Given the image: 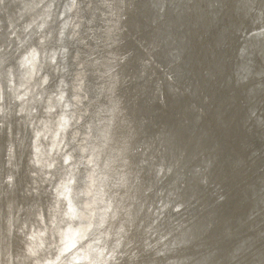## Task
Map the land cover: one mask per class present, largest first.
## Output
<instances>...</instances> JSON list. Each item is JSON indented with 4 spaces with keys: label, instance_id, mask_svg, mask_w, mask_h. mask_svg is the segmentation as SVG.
I'll list each match as a JSON object with an SVG mask.
<instances>
[{
    "label": "bare ground",
    "instance_id": "1",
    "mask_svg": "<svg viewBox=\"0 0 264 264\" xmlns=\"http://www.w3.org/2000/svg\"><path fill=\"white\" fill-rule=\"evenodd\" d=\"M263 50L264 0H0V264H263Z\"/></svg>",
    "mask_w": 264,
    "mask_h": 264
},
{
    "label": "rangeland",
    "instance_id": "2",
    "mask_svg": "<svg viewBox=\"0 0 264 264\" xmlns=\"http://www.w3.org/2000/svg\"><path fill=\"white\" fill-rule=\"evenodd\" d=\"M184 9H185V7H184ZM175 12H176V5L174 4V9H173V12L172 13H174L175 14ZM180 29V31H183V26L182 27H180L179 28ZM111 51V49L110 50H108V52H107V54L109 53ZM109 63H110V65H112V64H114L115 63V60H110L109 61ZM105 66H108L107 65V63H106V61L104 62V63H101L100 65H99V67H105ZM116 71L114 70V73L113 72H110V71H106L105 69H104V72L101 70L100 72H98L97 73V77H99V78H101V76L103 75V77H102V79H105V81H106V83H109V82H111V80L112 79H115V76H116ZM109 91H110V89H109ZM110 128L111 127H107L106 129H108V133H107V135H106V137L105 138H109V136H110V133L113 131V129L114 128H111V130H110ZM122 145V144H121ZM110 147V150H109V153H110V159H112V160H114V152H115V149H114V145L112 144L111 146H109ZM100 151H102V149H100ZM112 152H113V154H112ZM100 155H101V153H100ZM175 195H176V197L178 196V192H176L175 193ZM182 201V200H181ZM188 203V201H186V204L184 205V210H186V208L189 206V204H187ZM172 204H175V203H173L172 202ZM165 223V222H164ZM176 224H178V222L176 223V221L175 220H172V222L171 223H168V224H163L162 222H157L156 223V225H155V228L153 229V230H151V232H150V237H152V235H163V234H165V231H166V234L168 235V237H166V238H168V240H173L174 239V237L177 235V234H179V232H180V230H181V228H180V226H178V228H177V230L175 231V233L173 234V235H170V231L175 227V225ZM181 225V224H180ZM163 236H160V239L162 238ZM122 251V250H121ZM119 258V257H118ZM118 258H114V261L116 262L117 260H118Z\"/></svg>",
    "mask_w": 264,
    "mask_h": 264
},
{
    "label": "water",
    "instance_id": "3",
    "mask_svg": "<svg viewBox=\"0 0 264 264\" xmlns=\"http://www.w3.org/2000/svg\"><path fill=\"white\" fill-rule=\"evenodd\" d=\"M249 5H252L251 4V2H249ZM252 9V8H251ZM263 52H264V50H263ZM247 60H248V58H245V60H244V62H243V64L241 63L240 65H239V72H241L242 73V76L241 77H243V75H245L243 78H245L246 76H253V75H255V74H258V75H262V74H264V65H260V67L259 68H257V66L255 65V64H253V63H251L250 64V67L249 66H247V65H244L245 63H247ZM246 78H248V77H246ZM261 84L262 85H264V82H261ZM261 186H263L262 187V190H264V182L262 183V185ZM260 186V187H261ZM259 187V188H260ZM254 207L256 208V209H260L259 207L262 205V206H264V193L262 194V195H260L258 198H256L255 199V203H254ZM244 214H246V213H244ZM264 264V263H263Z\"/></svg>",
    "mask_w": 264,
    "mask_h": 264
}]
</instances>
